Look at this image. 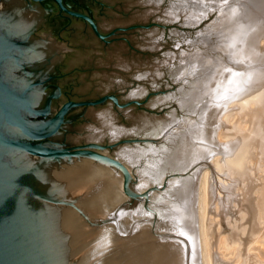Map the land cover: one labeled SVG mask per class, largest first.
<instances>
[{
  "label": "bare ground",
  "instance_id": "obj_1",
  "mask_svg": "<svg viewBox=\"0 0 264 264\" xmlns=\"http://www.w3.org/2000/svg\"><path fill=\"white\" fill-rule=\"evenodd\" d=\"M191 1L187 3L186 0H176V4L172 5L170 0L171 7L169 13L166 10L167 15L178 20L180 12L187 10L190 15L186 20L192 19V22L185 25H193L200 23L209 11H219L218 20L210 31L216 43L211 45L224 53L221 60L213 59L214 62L211 61L212 57L205 61V55L198 57L197 66L190 68L192 71L204 65L207 71L210 70L203 79L199 75V80H202L198 89L203 90L194 98L196 104L205 101L204 105L200 104L203 105L202 112H197L199 121H186L180 125L181 129H188L190 125L194 128L191 127L189 135L183 136L168 166L177 172L193 171V174L168 181V189L175 188L179 195V200L175 199L174 205L166 211L172 220L168 219L167 222L175 226L171 228L173 234L171 232L162 236L149 225L141 226L138 217L131 214L134 211L127 213V206L123 205V220L126 219L128 227L131 225L136 229L126 239L135 264H230L231 261L223 262L220 259L221 255L214 251L216 248L222 250L223 254H232L240 264H264L247 252L256 247L264 249V0ZM183 4L185 7H182ZM39 20L37 11L26 4L23 21L26 35ZM49 38L43 35L42 38L27 41L34 67L32 75H36L39 69L47 70L58 58L62 47ZM201 41L208 42L207 37ZM201 59L205 64L200 63ZM234 116H237V120L232 124ZM109 131L98 129L97 133L91 132V136L86 132V136L88 140L93 137L96 141L106 132L113 138V142L117 141L118 135ZM178 131L179 128L170 127L163 136L184 134ZM219 136L223 141L217 140ZM133 152H123L121 156L119 153L116 162L103 156L75 157L68 159V162L85 170L106 201L120 202L121 205L120 189L123 183L120 178L128 175L126 167L132 175L136 169L142 168L138 184L141 190L152 184L150 177L155 179L160 174V168L155 162L147 166L142 162L139 166L134 165L135 162L131 164L130 157H135ZM208 162L214 165V174L218 177L213 187L210 186L207 172L202 170ZM147 198L149 202L151 196ZM165 204L162 205L165 207ZM232 211L236 213L234 219L229 215ZM209 213L224 214L229 228L228 236H222L221 230L212 232L214 224L207 218Z\"/></svg>",
  "mask_w": 264,
  "mask_h": 264
},
{
  "label": "rangeland",
  "instance_id": "obj_2",
  "mask_svg": "<svg viewBox=\"0 0 264 264\" xmlns=\"http://www.w3.org/2000/svg\"><path fill=\"white\" fill-rule=\"evenodd\" d=\"M81 1H88L89 14L96 20V24L102 31L99 33L110 35L108 40L113 42L109 45L103 44L90 27H84L79 22H74L67 30H60V22L54 20V15L50 14V17L52 16L51 20H53L50 21L44 32L50 34L54 39L56 38L64 49L61 48L58 52V58L49 66L50 68L44 71L39 69L36 75H32V82H35V77L40 79L42 77L41 74L45 72H48L53 77L48 82V87L45 90H42L41 87L35 88L38 95L41 96L40 98L44 105L48 100L50 101V116L54 115L64 103L70 100L93 101L105 94H114L120 102H124L132 92L138 91L135 93L136 97L145 95L147 91L141 90L146 87L149 88V85L153 84L154 79L165 81L166 76H172L175 81L180 82L177 84V88L175 87L176 89L171 85L172 80H168L165 84L164 89H169L168 91L170 92L176 90L174 94L169 95L167 93L149 98L148 107L152 106L153 111H155L153 113L135 109L131 117L121 118L110 103L94 109H71L67 113L66 123L58 133L60 146L63 148L88 144L89 142L104 146L127 141L119 144L118 148L105 150L102 154H106L112 161L116 162L119 153L121 156L123 152V154H130L134 150L137 153L133 152L135 159L130 157L131 164L135 162L136 164L134 165L139 166L142 162L147 166L151 162L157 163L160 168V174L157 171L159 175L155 179L150 177L153 182L151 181L152 184L145 190H141L138 186L142 168L136 169V171L139 170L138 172L135 171L136 175L135 173L132 175L131 170L129 171L127 167L125 168L128 175L126 174L120 178L123 183L120 189L122 196L121 206H127L125 211L129 214L134 211L131 214H135L138 217L140 222H142L141 226L149 225L155 232L163 234L162 236H166L171 232L173 234L174 231L171 228L175 226L173 224L171 226L167 222L170 218L166 215V211L171 208V205H174L177 199L179 200V195L174 190L175 188L173 190L172 188L168 189V183L180 177L186 178L189 174L192 175L193 171L190 173L185 172V174L184 171L177 172L168 165L170 157L179 147L183 136L189 135V131L194 128L192 127L193 125H190L192 128L188 126V129L186 127V129L184 127L181 129L180 125H183L186 121H189V123L191 120L199 121L200 116L198 113L202 112L205 101L202 99L204 101L196 104L197 100L195 101V99L203 90L201 88L198 89V84L208 75L210 70L207 71V66L205 67L203 64V66H200L201 68H194L192 71H190V68L197 66L196 58L203 55H205L204 61L206 58L211 60L212 57L211 61L213 59L216 61L224 57L223 51L220 49L215 50L212 47L216 41L214 35L210 33L214 23L218 20L220 12L209 11L200 23L188 26L185 23L189 24L192 19L186 20L190 15L187 10L185 12L179 11L181 16L178 23L168 21L171 17L167 15V11L168 13L170 12V0H164V2L163 0H161L162 2L157 0L158 3L149 2L148 0H105L104 5L94 3L92 0ZM171 1L172 5L176 4V0ZM186 1L190 3L189 1L191 0ZM160 3L161 5H159ZM191 3L194 4V1H191ZM182 7H185V5L183 4ZM162 25H166V27L163 28ZM138 26H151V28L148 30L135 29ZM207 33H209V36ZM210 36L213 38L208 39ZM206 37L209 43L201 41ZM155 44L158 45V50L156 52L149 50ZM177 46L178 49L175 50ZM166 53L168 55L165 57ZM204 61L201 59L200 63ZM199 75L202 76H200L202 78L200 80L198 78ZM133 77L136 78V81L132 83ZM118 81L126 84L128 89L119 91ZM200 104L203 105L201 106ZM162 107L165 110L159 113ZM196 107H200L199 109L197 108L198 111ZM236 118L237 116L233 117L232 124L236 122L234 121L237 120ZM170 127L179 128L178 132L184 134L181 135L182 137L179 134V136H173L172 134L163 136ZM247 127L248 124L245 125V128ZM98 129L106 132L110 129L111 131L109 132L113 131L114 134L118 135L117 141L113 142L111 140L113 138H110V135L106 132L97 138L96 141L93 137V139L90 138L88 140L86 132L88 136H91V132L93 133L94 131L95 133ZM136 139L143 141L136 143L134 142ZM217 140L223 141L221 136ZM95 152L98 153L100 151L95 150ZM213 166L211 162H208L207 165L202 167L203 172H207L208 180L212 187L215 185V181H218V177L214 174L216 170H214L215 167ZM148 195L151 196V199L149 198L151 202H148ZM161 203H166L165 207ZM229 215L233 219L236 217V213L233 211ZM207 218L210 219L211 224H214L212 232L221 230L222 236L226 237L229 235V228L223 213L219 215L209 213ZM123 221H125L126 238L131 237L132 235L130 234L135 233L136 229H133L131 225L128 227L126 219ZM214 251L221 255L220 259L223 262L231 261L230 264H240V261L234 258L232 254H223V251L217 248ZM247 252L264 262L263 248L256 247L254 250H248Z\"/></svg>",
  "mask_w": 264,
  "mask_h": 264
},
{
  "label": "water",
  "instance_id": "obj_3",
  "mask_svg": "<svg viewBox=\"0 0 264 264\" xmlns=\"http://www.w3.org/2000/svg\"><path fill=\"white\" fill-rule=\"evenodd\" d=\"M4 1L5 33L27 39L35 36L39 25L25 34L26 3ZM54 1L61 12L88 21L103 44L113 42L108 40L110 35L99 33L91 19L68 11L61 0ZM179 20L169 18L168 21L178 23ZM40 35L50 34L43 31ZM11 48L0 42V264H135L125 235L120 202L106 201L85 170L67 160L84 156H103L110 160L102 152L127 141L104 146L85 143L67 148H47L35 142L51 139L60 145L58 133L65 114L71 109H94L110 103L121 118L131 117L135 109L153 113L152 106L148 107L149 98L174 94L180 82L172 76H166L165 81L154 79L149 88L141 90L147 91L145 95L136 97L138 91L132 92L124 102L114 94H105L93 101H68L50 116V101L44 105L35 88L45 90L53 77L45 72L32 82L34 67L28 42L21 63L2 64ZM149 50L156 52L158 45ZM168 80L173 81V92L164 89ZM135 81L133 77L131 82ZM118 83L119 91L128 89L123 82ZM164 110L162 107L159 113ZM27 112L44 119L31 118Z\"/></svg>",
  "mask_w": 264,
  "mask_h": 264
},
{
  "label": "flooded vegetation",
  "instance_id": "obj_4",
  "mask_svg": "<svg viewBox=\"0 0 264 264\" xmlns=\"http://www.w3.org/2000/svg\"><path fill=\"white\" fill-rule=\"evenodd\" d=\"M23 1L27 5H29L30 7L34 8L37 11V13L39 14L40 20H39L38 24L36 25V26L39 25L38 31H37V33H35V36L33 35L32 37H29L28 39L23 37V36L16 35V34L5 33L4 27H7V23H6L7 16L3 13V11L6 8V3L4 0H0V3L2 4V7L0 8V42L5 43V44L12 47L8 52V57L2 61V64L3 63L5 64L7 62L9 64L10 63H12V64L13 63H21L22 57H23L22 55H23V52H24L25 46H26V42L30 39L42 38L43 35L39 36V34L46 29V27L50 24V21H52L53 19L58 20L60 22V30H63V31L67 30L69 27H71L74 22H79L84 27H90L89 22L86 21L85 19L73 17V16L68 15L64 12H61L59 10V8L57 7V3L54 0H44L42 2H37V3L32 2V1H28V0H23ZM61 2L63 4V6L68 11H70L72 13L81 14V15L91 19L93 21V23L97 26L99 32H102L100 30V28L98 27V25L96 24V20L89 14L88 1L83 2L81 0H61ZM92 2L104 5L105 0H92ZM50 14L54 15L52 20H51L52 16L50 17ZM48 36L51 37L50 35H48ZM51 39L54 40L52 37H51ZM56 41H57V39H56ZM56 41H55V43H56ZM57 44H59V43H57ZM61 47L64 49L63 46H61ZM1 72L2 71H1V66H0V73ZM25 75H26V73H25ZM42 79H44V78H42ZM24 88H22V91ZM70 101L77 102L76 100H70ZM67 113L64 116L63 126L66 123ZM28 116L31 118H38L39 117V116H34V115L30 116L29 113H28ZM49 117L50 116H48L47 118H49ZM39 118L44 119L42 117H39ZM35 143L40 144V145L47 147V148H61L60 145H56V144L52 143L51 139L45 140V141H39V142H35Z\"/></svg>",
  "mask_w": 264,
  "mask_h": 264
}]
</instances>
